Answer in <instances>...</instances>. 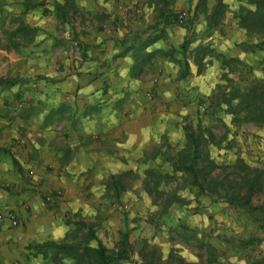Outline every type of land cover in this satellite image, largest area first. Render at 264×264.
Masks as SVG:
<instances>
[{"label":"rangeland","instance_id":"rangeland-1","mask_svg":"<svg viewBox=\"0 0 264 264\" xmlns=\"http://www.w3.org/2000/svg\"><path fill=\"white\" fill-rule=\"evenodd\" d=\"M93 1L94 4L91 0V5L86 2L87 8H84L75 4L73 0L65 20H60L54 14L52 0L49 1L51 4L49 24L52 27L49 40L53 43L54 38L67 39L62 43L63 47H60L59 51L56 48L54 52L56 55L59 52L69 60L73 58L69 63L66 62L64 68L67 73L81 70V64H77L78 62L75 64L73 60L76 51L74 48H78L82 41L71 35V32L68 35L65 33L71 31L72 26L85 23L91 25V31L109 32L121 41L124 38L130 41L134 33H140L144 37L160 35L148 49L159 47L169 50L170 54L169 52L164 56L159 53L153 54L141 76L149 82L148 88L154 90L165 68H170L169 72L173 74L170 80L180 92H177L179 96L173 99L175 101L173 110L168 107L164 109L174 115L170 121L178 126L157 130L155 135L157 141L154 143L158 144L166 139L171 144L176 140L178 143L174 146L180 148L183 145V126L200 125L203 132L208 128L214 133L213 140L207 143L206 147L219 167L211 170V176L217 177L218 180L224 179L225 176L230 179L233 175L231 171L235 168L229 163L237 157L250 166L264 165L263 127L251 123L235 125L226 115L210 117L207 113L209 95L218 83L224 82L221 77L223 70L221 59L214 54L215 52L237 56L244 62V65L236 66V70L228 72L230 77L240 80L241 84L249 82L252 78L264 77V47L255 51H244L240 46L241 41H254L256 37H248L245 29L237 22L238 0H206L204 7L198 8V0H166L165 3L160 0ZM217 1L224 5L223 11L217 25L210 26L205 20V15ZM180 10H186L187 17L182 23H176L172 17L175 18ZM168 18L169 21H166ZM14 24V17H10L8 28L0 32V43L8 48L12 46L10 40H17L19 36L12 33ZM85 31L89 32L86 29ZM27 38L19 39V43L25 45ZM73 40L79 41L78 46H72ZM60 50L66 51V54H61ZM27 51L28 48H22L19 53L15 51L22 60L11 62L8 60L9 56L3 54L2 62L5 57L8 61L0 64V77L10 79L16 77L21 79L18 81L19 85H29L30 88L26 94L22 91L21 94L13 95L14 91L2 86L6 92L3 97L0 96V110L3 113L8 110L6 115L11 119L16 116V110L12 109L15 104L19 107L20 103L27 100L44 99L42 92L34 91L33 87H37L36 84L45 78L38 72L40 70L38 64H29L26 58L23 60L22 56L28 55ZM183 57L188 62V73L184 76L181 74ZM57 62L50 60L46 65L50 73L55 68V70L62 68L61 63L59 65ZM154 77L157 78L156 82H153ZM145 91L146 89L143 90V94L146 100H152L156 106L164 108L162 106L168 101H159L157 92L153 97H147ZM65 96H68L67 91L63 95V100L69 101ZM7 104L11 106L10 109ZM39 118L37 116L33 119V128L38 126ZM15 119L19 122L17 116ZM58 129L62 131V128ZM9 131L13 132L12 129L1 128V136L9 137ZM48 134L55 143H64L61 133ZM21 137L24 143H27L26 139ZM11 139L12 141H5L2 144L10 154L5 156L0 154V158L3 157L0 161V196L11 201L17 199L20 201L19 204L23 205L30 203L29 198L32 195L36 196L39 202L46 203L47 194L59 191L57 204L50 206L41 217V224L48 232L43 239L39 241L33 239L25 245L29 253L39 254L33 258L35 261L39 260L40 264L44 260L49 264L57 263L36 252L35 243L44 240L56 242L63 240L81 245L86 242L93 244L94 241L88 237L90 229L108 249L116 248L121 231H127L129 258L122 260L123 264H252L264 258V220L253 216L248 207H241L236 201L225 200L220 185L216 187L217 192L212 195L201 191L197 186L183 184L190 181V176L185 172H177L172 182L162 185L161 190L164 192L149 193L141 180L143 165L139 164L140 169L135 168L138 165L137 160H130L128 164L131 166L124 170L134 168L140 174L123 175L120 179L124 184L123 188L119 186L115 189V184L109 180L112 175L122 171L121 169L107 173L104 169L96 168L98 163H94L87 155L79 156L74 161L73 168L76 169L68 170L66 166L61 169L56 158L52 160L56 162V165H53L47 153L35 156L32 151L29 154V151L22 150L23 146L16 142L17 139ZM155 144H149L147 152L155 149L153 146ZM16 149L21 152L19 154L21 157ZM12 154L17 155L16 162ZM155 163H161L160 156L156 157ZM162 171H169V166L163 163ZM227 185L233 184L230 182L225 184L229 187ZM116 190L119 195H116ZM173 191L183 200H175L164 205ZM18 262V258H12L9 264Z\"/></svg>","mask_w":264,"mask_h":264},{"label":"crops","instance_id":"crops-1","mask_svg":"<svg viewBox=\"0 0 264 264\" xmlns=\"http://www.w3.org/2000/svg\"><path fill=\"white\" fill-rule=\"evenodd\" d=\"M36 1H43V4L28 8L23 12L25 5L28 3L32 5ZM49 1L0 0V32L2 29L8 28L10 17H14L15 24L13 27H16L20 21L28 26L37 27L36 33H41L40 35L35 34L30 41L25 42V45L20 43L16 48L12 44L8 48L0 43V64H4L8 60L10 62L22 60L20 59L21 56L15 54V51L19 53L22 48H28V55L22 56L23 60L26 58V62L29 64H38L40 67L38 72L43 74L42 76L45 78L36 84L37 87H33L34 91L42 92L43 103L47 107L56 106L63 101V95L67 91L68 96H65L69 99L67 103L76 106L79 112L83 109L84 116L79 117L77 113L69 120L63 119L59 123L43 129V142L31 146L26 142L24 143L20 136L18 130L20 122L15 119L16 116L11 119L6 115L8 110L5 113L0 110V146L5 141L10 142L12 141L11 138H14L23 146L22 150L25 152L29 151L30 154L33 151L35 156L40 153H47V157L52 161L57 159L56 150L58 146L77 143V148L72 152L69 163L64 165L57 163L59 168L63 169L66 166L68 170L72 169L75 167L74 161L79 156L87 155L94 163H98L96 168L104 169L107 173L118 169L124 170V168L131 166L128 164L130 160H137L142 156L147 146L157 140V136H155L157 130L178 126L170 121L174 115L164 110L166 107L173 110L175 106L173 99L179 96L177 92L180 90L175 88L176 86H173V82L170 80L173 74L169 72L170 68H165L159 83L154 87V91L158 93V100L168 101L162 106L164 108L156 106L152 100H146L143 94V90L149 87V82L142 78L141 73H130L133 60L129 51H123L121 39L109 32L91 31V25L88 26L85 23L72 26L71 31L65 32L67 35L71 32V35L73 34L82 41L78 48H74L76 51L73 60V63L81 64V70L67 73L64 67L66 62L69 63L73 58L69 60L60 55L59 52L57 55L54 52L56 48L59 51V48L63 47L62 43L66 42L67 39L54 38L53 43L49 40L52 28L49 24L51 11L43 12L45 7L50 9ZM53 1L63 2V0ZM74 2L84 8H87L86 2L91 5V0H74ZM92 3L94 4L93 0ZM89 8H93V6H89ZM54 14L56 15L55 11ZM60 53L66 54V51L60 50ZM3 54L9 56L8 60L5 57L4 62H2ZM50 60H57L59 65L61 63L62 68L59 67L57 70L55 68L50 73L46 67ZM18 81L14 83L16 86L14 84L10 86L0 85V96L3 97L6 92L2 86L3 88L9 87L10 90L14 91L13 95H18L22 91L26 94L30 90L29 85H24V87L19 85ZM180 95L183 97V94L180 93ZM7 107L10 109L11 106L7 104ZM12 109H18V104H15ZM40 120L41 118H39V122ZM32 126L34 125L31 124V128ZM1 128L12 129L13 132H8L9 137H2ZM58 128H62V131H59ZM50 132L52 135L56 132L61 133L64 143L58 144L52 141V136L48 134ZM177 143L174 140L171 144ZM16 152L18 155L21 153L17 149ZM12 155L16 160L18 159L17 155ZM1 160L3 157L0 158ZM52 162L53 165H56V162ZM49 165L51 164L49 163ZM44 182L46 181L44 180ZM29 199V204L20 205V201L17 199L11 201L2 195L0 196V212L11 213L17 219L15 226H12L7 218L0 219V264H9L12 258L19 259L17 264H40L38 263L39 260L35 261L33 258L34 255L39 254L29 253V249L25 245L33 239L37 241L43 239L48 231L41 224V217L50 209V206L55 204L46 200V203H41L33 195ZM41 262V264H49L47 260Z\"/></svg>","mask_w":264,"mask_h":264},{"label":"trees","instance_id":"trees-1","mask_svg":"<svg viewBox=\"0 0 264 264\" xmlns=\"http://www.w3.org/2000/svg\"><path fill=\"white\" fill-rule=\"evenodd\" d=\"M205 1L198 0L197 8L204 7ZM238 1L239 4L236 8L237 22L241 28L245 29L248 37H256L254 41H241L240 46L244 51L260 50L264 47V0ZM160 2L165 3L166 0H160ZM41 4H43V1H36L32 5L28 3L25 5L23 12L28 8ZM51 4L56 16L60 20H65L73 0H65L62 3L53 1ZM222 6L224 5L217 1L210 11L206 12L205 20L210 26L217 25L223 11ZM47 11H51V9L45 7L43 12ZM172 18L176 22L174 16ZM166 21H169V18ZM36 31L37 27H31L19 21L12 32L15 35L19 34L18 39H12L10 42L16 48L20 44L19 39L28 37L26 39L28 42L34 37ZM157 36L160 35L144 37L140 33H134L130 41H126V38L122 39L123 51H129L133 60L131 74L142 73L153 54L159 53L162 56L167 52L170 54L169 50L159 47L148 49L149 45L157 39ZM214 54L221 59L220 62L223 68L221 77L224 82L218 83L208 97V115L216 117L218 114H223L235 125L251 123L264 128V77L252 78L249 82L241 84L240 80L230 77L228 72L236 70V66L239 64L244 65V62L237 56H227L224 53L217 52ZM198 56H196L197 59ZM182 64L181 74L184 76L188 73V62L184 57ZM18 80V78L0 77V85L10 86ZM77 113L80 117L84 116L85 112L83 109L79 112L76 106L64 100L56 106L47 107L42 100L37 99L20 103L15 115L19 118L18 130L20 135L26 139L28 144L34 146L43 142V129L51 127L63 119L69 120ZM37 116L41 118L38 124L39 127L31 128L32 121ZM204 132H206L205 135ZM204 132L200 129V125L196 127L190 124L184 125L183 145L180 148L175 147L165 139L161 143H153L155 149H151L149 152H147L149 149L145 150L142 156L137 159L138 165L135 167L140 169L139 164L143 165L141 180L145 189L149 193L160 194L164 192V190H161L162 185L172 182L176 177L175 173L185 172L189 174L190 181L183 184L197 186L201 191L212 195L217 192L216 187L220 185L225 200L227 199L229 202L236 201L241 207H248L253 216L264 220V165L250 166L237 157L229 163L235 168L231 171L233 173L232 177L227 179L225 176L224 179L218 180L217 177L211 176L210 172L219 165L209 155L206 147L207 143L213 140L214 133L208 128ZM76 148L77 143L58 146L56 150L58 163L60 165L68 164L71 154ZM0 154L9 155L10 151L6 147L0 146ZM157 156L161 157V163L159 164L155 163ZM163 163L169 166V171H162ZM130 173L140 174L134 168L125 169L117 175H112L109 182L115 184V189H118L119 186L123 188L124 184L120 179L123 175ZM230 182L233 185H227L229 187H226L225 184H230ZM116 195H119L118 190H116ZM179 199L183 200L173 191L167 197V202L164 205ZM88 237L94 241L93 244L86 242L81 245L63 240L59 242L44 240L35 243V251L57 264H123L122 260L129 258L130 246L127 231H121L117 247L112 249H108L91 229L88 231ZM48 249L50 250L46 251ZM64 259L68 261H63ZM252 264H264V258L254 261Z\"/></svg>","mask_w":264,"mask_h":264},{"label":"built area","instance_id":"built-area-1","mask_svg":"<svg viewBox=\"0 0 264 264\" xmlns=\"http://www.w3.org/2000/svg\"><path fill=\"white\" fill-rule=\"evenodd\" d=\"M186 17H187L186 10H180L175 15V21L177 23H182L183 21H185ZM78 44H79V41L77 40L72 41V46H78ZM156 80L157 78L154 77L153 82H156ZM145 94L147 97L151 98L154 96L155 91L153 89L148 88L146 89ZM201 109L203 110L204 107H201ZM58 197H59V191H56L55 193L47 194L45 196V200L51 204H56V202L58 201ZM3 218H7L12 226L17 225V219L11 213L5 214V213L0 212V219H3Z\"/></svg>","mask_w":264,"mask_h":264}]
</instances>
